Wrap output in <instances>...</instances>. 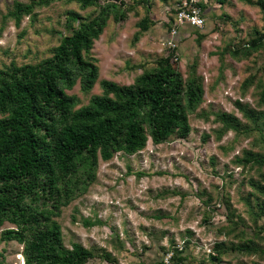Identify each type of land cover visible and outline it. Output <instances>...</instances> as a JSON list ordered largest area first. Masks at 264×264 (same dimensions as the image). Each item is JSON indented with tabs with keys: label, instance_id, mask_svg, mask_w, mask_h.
Returning <instances> with one entry per match:
<instances>
[{
	"label": "rangeland",
	"instance_id": "374dc122",
	"mask_svg": "<svg viewBox=\"0 0 264 264\" xmlns=\"http://www.w3.org/2000/svg\"><path fill=\"white\" fill-rule=\"evenodd\" d=\"M14 1L0 0V67L11 62L36 63L50 56L53 47L69 32V10L83 16L98 11L96 7L82 9L74 1L55 0L38 6L34 17L24 15L18 25L9 16ZM197 1L100 0L102 4L114 2L131 9L122 20L111 11L106 13L107 25L88 54L99 65L97 82L84 90L77 78L74 87L67 89L79 99L76 108L103 92L102 79L132 84L144 70L157 65L159 58L169 55L175 44L164 42L168 26H172L173 34L176 32L173 37L179 46L176 66L186 78L190 64L196 62L205 91L203 101L189 115V136L175 134L161 144L150 140L138 153L117 152L109 160L99 159L96 180L62 209L59 221L66 245L81 242L100 252L106 249L117 264H139L164 260L168 252H173L172 244L184 250L183 243L188 240L186 264H264V256L236 251L222 261L211 259L216 242L238 241L240 231L228 235L226 228L220 230L228 225L230 211L235 219L243 217L253 225L254 233L259 231L254 223L262 225L257 240L264 245V214L255 221L250 218L248 206L255 191L251 180L264 183V165L236 161L244 149L264 153V141L254 144L256 136L260 137L258 130L247 134L229 130L218 139L216 131L222 124L215 120V113L226 111L237 115L243 125L248 124L236 100L264 112V103L258 104V92L264 84V43L237 56L220 54L231 44L243 47L263 33L264 12L257 0H228L224 4L203 0L206 24L199 29L204 37L198 42L197 28L189 18L181 17L182 9L178 11L182 5L189 12ZM146 14L155 24L136 37L138 23ZM249 78L245 87L243 82ZM208 214L211 217L206 221ZM85 218L92 222L100 219L101 223L86 226ZM9 226L6 223L4 228ZM1 237L0 231L5 264H24L23 245ZM87 264L114 262L96 257Z\"/></svg>",
	"mask_w": 264,
	"mask_h": 264
},
{
	"label": "trees",
	"instance_id": "16d2710c",
	"mask_svg": "<svg viewBox=\"0 0 264 264\" xmlns=\"http://www.w3.org/2000/svg\"><path fill=\"white\" fill-rule=\"evenodd\" d=\"M55 0H15L9 16L20 24L24 15L34 17L38 6ZM82 9L96 7V14L83 16L75 10L68 11V33L63 35L52 54L33 63L11 62L0 67V231L1 238L23 245L24 264H87L96 257L116 260L106 249L97 251L74 241L65 244L59 221L64 206L85 193L96 180L99 159H111L117 152L135 154L154 144L168 141L175 134L187 137L192 131L189 115L203 101L204 86L197 73V63L190 64L188 77L178 69L179 46L173 37L172 26L164 42L175 43L172 52L159 58L157 65L144 70L132 84L114 80L100 81L103 92L91 97L90 102L79 107L75 94L67 92L80 78L84 90L91 89L99 78L97 59L89 56L95 39L107 25V12L117 20L127 17L129 9L114 2L102 4L100 0H70ZM189 1V0H188ZM220 4L228 0H217ZM264 12V0H257ZM205 23V3L195 4ZM185 9L184 6L178 11ZM204 9V10H203ZM205 14V15H204ZM222 17L230 18L223 14ZM78 22V24H75ZM155 24L149 14L138 23L142 33ZM197 29L198 42L204 37ZM264 43V32L248 41L243 47L229 45L221 52L239 55L258 48ZM177 57V58H175ZM251 78L245 79L246 87ZM258 104L264 103V84L258 92ZM238 109L247 119L242 120L226 111L217 112L215 120L222 124L216 131L221 139L229 130L250 133L258 130L255 143L264 141V112L249 103L236 100ZM205 116H207L205 114ZM206 137V136H205ZM238 164L264 165V153L244 149L237 157ZM264 179V173H262ZM253 199L248 203L250 218L257 220L264 214V183L251 180ZM211 214L205 216L207 221ZM225 233L240 231L238 241L216 242L211 255L213 261H222L226 255L239 252L244 255L264 256L260 237L262 225H249L243 217L228 215ZM9 223L10 226L4 228ZM101 223L85 218L90 226ZM256 236V237H255ZM264 238V237H263ZM261 238V239H263ZM188 240L183 243L187 248ZM172 261L140 262L139 264H186L185 249L172 244ZM0 264L5 258L0 251Z\"/></svg>",
	"mask_w": 264,
	"mask_h": 264
},
{
	"label": "built area",
	"instance_id": "2783aa9c",
	"mask_svg": "<svg viewBox=\"0 0 264 264\" xmlns=\"http://www.w3.org/2000/svg\"><path fill=\"white\" fill-rule=\"evenodd\" d=\"M192 1H194V0H192ZM194 7H195V5H191V7L189 8V12H186L185 9H183L182 12L180 13V15H181V17L185 16V17L189 18V21L191 20L190 21L191 24L203 27L204 26V19L199 15V12ZM168 253L164 259L166 263H169L171 261L172 255H173V252H171V253L168 252Z\"/></svg>",
	"mask_w": 264,
	"mask_h": 264
}]
</instances>
